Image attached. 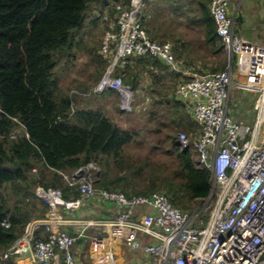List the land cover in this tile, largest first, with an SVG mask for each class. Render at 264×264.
Instances as JSON below:
<instances>
[{
    "label": "built area",
    "instance_id": "2783aa9c",
    "mask_svg": "<svg viewBox=\"0 0 264 264\" xmlns=\"http://www.w3.org/2000/svg\"><path fill=\"white\" fill-rule=\"evenodd\" d=\"M229 2L210 0L208 9L216 35L232 55L228 68L195 73L175 89L177 99L189 106L199 126L196 135L179 132L175 144L182 151H195L197 167L210 172L211 192L206 199L214 201L200 209L181 210L161 192L127 195L118 189L101 188L96 185L99 167L93 162L70 174L62 173L65 183L81 198L99 196L121 207L115 216L100 220L101 224L113 226L122 235L131 232L151 238L144 244L138 238L129 243L133 249L148 254L150 264H264V45L234 32ZM142 4V0H130L128 4L115 5L99 49L109 60L107 69L88 93L76 94L87 97L113 90L119 96L120 109L130 113L134 92L124 83L121 72L130 58L151 57L179 70L173 46L148 35L139 16ZM232 62L236 69H242L239 82L261 91L254 133L247 132L248 135L228 106L236 71ZM37 194L49 206L46 219L28 222L21 236L0 254L1 264L28 251L37 264H58L60 254L64 264H80L72 252L75 238L55 230L53 225L59 206L71 208L82 199H64L58 188L39 187ZM139 206L151 210L134 218ZM1 225L10 224L4 219ZM39 227L48 231L46 238H34V230Z\"/></svg>",
    "mask_w": 264,
    "mask_h": 264
},
{
    "label": "trees",
    "instance_id": "16d2710c",
    "mask_svg": "<svg viewBox=\"0 0 264 264\" xmlns=\"http://www.w3.org/2000/svg\"><path fill=\"white\" fill-rule=\"evenodd\" d=\"M98 1L0 0V189L7 184L15 188L20 181L27 187L30 184L27 172L33 169L38 170L42 186L60 187L63 181L59 172L73 171L103 157L106 161L102 163V176L105 166L110 164L125 172L127 169L130 174L141 172L142 165L134 168L132 160L130 165L123 162L124 147L133 135L118 127L102 111L75 108L72 98H80L79 95L63 92L58 86L55 74L58 60L69 54L73 32L84 24L91 4ZM122 1L129 3L130 0ZM99 57L106 63L109 61L101 54ZM157 61L132 57L121 72L125 75L131 70L132 73L138 66L142 70L155 68ZM103 63L101 72L105 69ZM126 81H131L130 85L125 84L135 90L137 83L129 80V76ZM75 91L88 93L90 89ZM17 127L21 129L18 135L13 131ZM173 151L177 158L174 170L177 176L158 181L153 171L157 169H150L145 179L150 181L147 191L163 189L165 194H170V198L167 196L173 205L181 210L190 209L192 202H203L209 197L210 173L196 166L193 151H181L178 147ZM128 175L115 176L109 178L110 182H97V185L111 188L121 183H135ZM26 191L25 188L21 191L17 198L20 206L14 211L0 194V254L22 234L29 218L28 203L24 201ZM36 207L41 208L43 216L48 211L43 203L32 204V209ZM4 219H8V227L1 225ZM4 264L12 261L9 259Z\"/></svg>",
    "mask_w": 264,
    "mask_h": 264
},
{
    "label": "crops",
    "instance_id": "0c3cea01",
    "mask_svg": "<svg viewBox=\"0 0 264 264\" xmlns=\"http://www.w3.org/2000/svg\"><path fill=\"white\" fill-rule=\"evenodd\" d=\"M209 2L210 0H147V7L143 3V8L144 5L145 8L142 9L141 20L144 26L147 27L148 33L154 40L169 42L173 46L176 59L179 62V70L177 71L170 69L168 65L159 59L158 68L148 67L143 69L147 73L155 74L158 78L156 97H176L175 89L177 85L195 74L194 70H211L213 63L220 62L218 56L222 53L223 55L228 54L225 46L214 32L215 25L208 10ZM104 4H107V1L100 0L91 4L90 7L94 11L98 10V13L103 14L106 8ZM229 14L235 20V33L254 43L264 45V0H249V2L248 0H238L237 3L231 0ZM137 58L149 59L147 57ZM138 68L140 67L138 66L134 70L136 71ZM238 70L236 69V71ZM201 73L206 74V72ZM141 91L139 88L135 89L134 95L138 96L137 94ZM260 92L259 88L246 87L237 81L233 83L231 97H238V100L234 103L237 109L229 107V110L241 125L245 121L243 119L244 114L253 112L252 117L256 118L253 103H255V97H260ZM147 95L149 94L147 93ZM83 100L85 99H80V102H77V107L86 109L87 106L83 104ZM103 113L116 123L115 119L119 114L116 112ZM134 127L136 128L129 129L133 135L131 141H141L139 135L145 141L146 139L142 137V127ZM197 132H199V129H197ZM197 132L196 134H198ZM127 146L124 147L126 150L128 149ZM130 156L126 152L123 157V162H127L126 165H130ZM125 158L130 159L126 160ZM104 161H106L104 157L102 160L97 161L101 164V167L100 172L96 175V184L102 181L110 182L109 178H114L112 174L110 177L111 164L108 167L105 166V173L103 176L101 175V169H104V165H102ZM97 162L94 164L97 165ZM124 172L125 170H113V174L118 173L119 176H122ZM60 187H62L65 199H82L71 208L59 207L56 213L57 222L53 225L55 230L66 231L75 238L72 252L80 264H150L151 259L148 254L139 249H133L129 244L134 238H138L141 244L147 243L151 240L149 236L131 232L122 235L113 226L103 225L99 222L119 213L122 210L120 206L99 196L81 198L76 189L68 188L65 183L61 184ZM21 191L22 189H17V197L10 207L13 211L18 205L20 206L17 198L20 196ZM31 197L26 198L25 196L24 201L28 203L29 218L24 225L47 217V212L44 216L42 215L40 207L32 209V204L37 202L42 204L41 199L35 195L33 189H31ZM150 210L147 207L139 206L133 216L139 218ZM47 235L48 231L44 228L39 227L34 230L35 239H44ZM9 259L12 264H37L27 254L11 256L6 261ZM50 264L55 263L52 261ZM58 264H64L61 254L59 255Z\"/></svg>",
    "mask_w": 264,
    "mask_h": 264
},
{
    "label": "rangeland",
    "instance_id": "374dc122",
    "mask_svg": "<svg viewBox=\"0 0 264 264\" xmlns=\"http://www.w3.org/2000/svg\"><path fill=\"white\" fill-rule=\"evenodd\" d=\"M143 2L147 7V0H143ZM234 2L237 3L238 0H234ZM115 3L123 4V1L107 0V4H104L106 8L103 14L107 16V21L103 19V14L98 13V10L94 11L91 7H89L84 24L73 32L74 40L71 51L69 54H64L61 56V58H59L55 68L58 86L63 92L70 94L71 92H78L75 90L82 91L84 89H91L89 87L96 84V82L99 80L98 78H100L102 74L105 73L109 61L106 63L104 60H101L102 58L100 59L99 49L102 43V38L109 28L108 22L110 19H112ZM144 8L142 6V9ZM151 39L153 38L151 37ZM155 41L158 42L159 40L155 39ZM218 58L220 59V62L217 61V63H213L211 70L198 69L194 70V72H196V74H202L201 72H206L207 74L227 69L229 63H231L232 55L230 53L223 55L222 53V55L218 56ZM101 61L104 62L103 66H105V69L102 72L100 71L102 68ZM227 61L228 64L226 65ZM233 62L232 68L236 70V65ZM155 68H158V66ZM140 69L141 68H138L132 73L131 70L128 72L126 71L124 75V83H127L126 78L129 76V80H133L135 83H137L135 89L139 88L142 90L137 94L138 96L134 95V100L132 101V111L130 113L120 109L118 95L114 92L105 91V93L101 96L91 95L90 97H83V95H80L83 97L80 99H85L83 100V104L87 106L86 109L89 107H95V110L111 113L116 112L119 114L115 119L117 123L115 124L121 129L130 132L129 129L136 128L134 126L142 127V137H144L146 140H142L139 135V139L141 141H130L131 143L129 146H127L128 144L126 145L128 149H125V155L126 152L128 155H131L130 158L135 164L133 165L134 168H137L140 165H142L143 168L141 169V172L137 174H130V171L127 169V172L122 174L125 175V173H128V177H130L129 179L136 182L131 185H125V183H121L119 187L110 188H117L128 194L153 192L147 191V189L150 187V181H145L150 169H157L153 171L156 174L155 177H158V181L162 180L163 178L170 179L176 177L177 174H175L174 170L177 167V158L173 150L177 147L175 144L177 134L179 132H186L188 134L194 135L196 134L197 129H199L198 124L193 119L189 106H186L182 102L174 103V101L178 100L177 97H156L155 92H158V78L155 76V74H150ZM241 70L235 71L233 83L238 80V75ZM99 71L101 73H99ZM119 72L120 70L117 69L116 73ZM134 73H136V75H134ZM130 82L131 81H129L127 84L130 85ZM147 93L149 95H147ZM255 98L253 110H256L255 114L257 115L258 110L260 109L259 106L261 105V97ZM72 99L74 103L73 106L76 108L77 102H80V99L76 97H73ZM236 100H238V97H231L228 106L232 109H237V107L234 105ZM249 110L251 111V109ZM252 114L253 112H250V114H244L243 116L245 121L242 122V126L245 129V133H254L252 132V129H254L256 120L255 117H252ZM13 131L16 135H18V133L21 132V129L17 127ZM261 131L262 130H260V132ZM249 133H247V135ZM125 159L129 160L127 158ZM147 162H150L151 165L148 166L144 164ZM111 165L112 167H110V177L111 174L113 177L119 176L118 173L113 174V170L115 171L119 168L116 167L115 164ZM96 166H98L100 169L101 165L97 162ZM66 172H69V170ZM27 173V176L29 177L28 180L30 181V184H28L27 187H25L24 182L20 181L19 185L16 186V190L14 187L8 186V184L0 189V194L2 198L5 199L6 203L12 204L14 202V199L17 197L18 188L22 190L25 188L27 190L26 198H32L31 189L34 190V188L37 186V183H40L38 178V170L34 169L28 171ZM169 185L171 186V184ZM158 191H161L165 194L163 189ZM168 196L170 197V194ZM207 199L203 200V202H192L190 209L187 210H193L195 207H199L198 209H200L205 205V203H212L214 201V199H212L207 202ZM207 215L208 213L204 214L203 216Z\"/></svg>",
    "mask_w": 264,
    "mask_h": 264
},
{
    "label": "clouds",
    "instance_id": "9594fccd",
    "mask_svg": "<svg viewBox=\"0 0 264 264\" xmlns=\"http://www.w3.org/2000/svg\"><path fill=\"white\" fill-rule=\"evenodd\" d=\"M231 1V0H230ZM142 3H144L143 2V0H142ZM123 4H128V3H123ZM229 4H230V2H229ZM115 5H116V3H115ZM115 5H114V8H115ZM142 6H143V4H142ZM141 13H142V8H141V12H140V19H141ZM113 14H114V10H113ZM104 17V16H103ZM107 17V16H106ZM104 19V18H103ZM106 21V20H105ZM142 21V20H141ZM109 23V22H108ZM146 28V27H145ZM151 38V37H150ZM174 50V49H173ZM175 53V52H174ZM147 58H151V57H147ZM154 59V58H153ZM107 69V68H106ZM106 71V70H105ZM104 74V73H103ZM103 74H102V76H103ZM101 76V77H102ZM100 77V78H101ZM99 78V79H100ZM99 81V80H98ZM97 81V82H98ZM123 81H124V75H123ZM129 86V85H128ZM132 89V88H131ZM133 90V92L135 91L134 89H132ZM106 91H108V90H106ZM117 93V92H116ZM103 94V93H102ZM102 94H100V95H102ZM118 95V94H117ZM91 96V95H90ZM93 96H97V95H93ZM79 97H81V96H79ZM88 97V96H87ZM83 98V97H82ZM118 98H119V96H118ZM134 98V97H133ZM182 102V101H181ZM183 103V102H182ZM185 104V103H184ZM73 109V108H72ZM192 114V113H191ZM198 133V132H197ZM177 146V145H176ZM182 151V150H181ZM191 151H193V150H191ZM194 152V158H195V151H193ZM92 162H94V161H92ZM195 162V161H194ZM90 163V162H89ZM197 166V165H196ZM101 167V166H100ZM78 169V168H77ZM36 170V169H35ZM76 170V169H75ZM74 171V170H73ZM73 171H69V172H59V174H60V176H61V178H62V181H63V183H65V181H64V178H63V176H62V173H64V174H70L71 172H73ZM99 172H100V169H99ZM210 173V172H209ZM65 185L68 187V188H70L66 183H65ZM97 185V184H96ZM98 186V185H97ZM39 187H41V188H43V189H47V188H58V189H60L61 191H62V188L61 187H44V186H42L40 183H37V186L34 188V192H35V195L37 196V197H39L40 198V196L37 194V189L39 188ZM98 187H100V186H98ZM101 188H105V187H101ZM107 189H110V188H107ZM115 189H117V188H115ZM118 190H120V189H118ZM122 191V190H121ZM124 192V191H123ZM153 192H155V191H153ZM156 192H159V191H156ZM125 194H127L126 192H124ZM151 193V192H150ZM162 193V192H161ZM62 194H63V191H62ZM140 194H144V193H140ZM145 194H148V193H145ZM164 194V193H163ZM128 195V194H127ZM166 195V194H165ZM167 196V195H166ZM168 197V196H167ZM63 198H64V195H63ZM66 198V197H65ZM64 198V199H65ZM41 199V198H40ZM169 199V198H168ZM41 202L44 204V205H46L47 206V208H48V211H47V215H48V212H49V206H48V204L47 203H45L42 199H41ZM175 206V205H174ZM59 207H61V206H59ZM58 207V208H59ZM177 207V206H176ZM46 215V216H47ZM46 219V218H45ZM8 220V219H7ZM26 225V224H25ZM25 225H24V227H25ZM24 229V228H23ZM23 233V232H22ZM21 236V235H20ZM19 236V237H20ZM18 237V238H19ZM17 240V239H16ZM15 240V241H16ZM14 241V242H15ZM13 245V244H12ZM11 245V246H12ZM10 246V247H11ZM9 247V248H10ZM9 248H7V249H9ZM6 249V250H7ZM5 251V250H4ZM3 251V252H4ZM27 254V253H26Z\"/></svg>",
    "mask_w": 264,
    "mask_h": 264
},
{
    "label": "water",
    "instance_id": "95a60500",
    "mask_svg": "<svg viewBox=\"0 0 264 264\" xmlns=\"http://www.w3.org/2000/svg\"><path fill=\"white\" fill-rule=\"evenodd\" d=\"M27 255H29V251L27 252Z\"/></svg>",
    "mask_w": 264,
    "mask_h": 264
},
{
    "label": "bare ground",
    "instance_id": "6f19581e",
    "mask_svg": "<svg viewBox=\"0 0 264 264\" xmlns=\"http://www.w3.org/2000/svg\"><path fill=\"white\" fill-rule=\"evenodd\" d=\"M170 198V197H169ZM171 201V200H170ZM202 201V200H201ZM173 203V202H172Z\"/></svg>",
    "mask_w": 264,
    "mask_h": 264
}]
</instances>
